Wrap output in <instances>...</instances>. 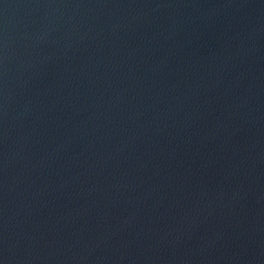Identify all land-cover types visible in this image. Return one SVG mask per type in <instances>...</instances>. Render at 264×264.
I'll use <instances>...</instances> for the list:
<instances>
[{"label": "water", "instance_id": "95a60500", "mask_svg": "<svg viewBox=\"0 0 264 264\" xmlns=\"http://www.w3.org/2000/svg\"><path fill=\"white\" fill-rule=\"evenodd\" d=\"M0 264H264V0H0Z\"/></svg>", "mask_w": 264, "mask_h": 264}]
</instances>
